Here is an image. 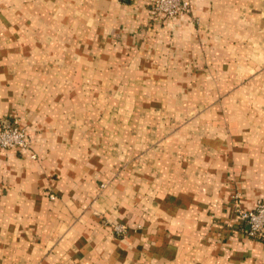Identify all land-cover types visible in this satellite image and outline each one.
<instances>
[{
    "label": "crops",
    "instance_id": "1",
    "mask_svg": "<svg viewBox=\"0 0 264 264\" xmlns=\"http://www.w3.org/2000/svg\"><path fill=\"white\" fill-rule=\"evenodd\" d=\"M190 2L0 0V264H264V0Z\"/></svg>",
    "mask_w": 264,
    "mask_h": 264
},
{
    "label": "built area",
    "instance_id": "2",
    "mask_svg": "<svg viewBox=\"0 0 264 264\" xmlns=\"http://www.w3.org/2000/svg\"><path fill=\"white\" fill-rule=\"evenodd\" d=\"M153 20L176 19L191 11L190 0H150ZM30 141L26 131L18 121H3L0 127V150L27 151ZM243 219L248 226V235L264 242V200L260 201L253 211L244 213ZM115 231L119 235L126 233L125 226H118Z\"/></svg>",
    "mask_w": 264,
    "mask_h": 264
},
{
    "label": "rangeland",
    "instance_id": "3",
    "mask_svg": "<svg viewBox=\"0 0 264 264\" xmlns=\"http://www.w3.org/2000/svg\"><path fill=\"white\" fill-rule=\"evenodd\" d=\"M150 1V0H149ZM151 7V6H150ZM153 21V20H152ZM12 121H18L17 119H13ZM239 195V193H237L236 195H235V200H234V202H233V204H235V206H234V210H233V215L234 216H236V220L239 222V223H241L240 225H242V229H246V234H247V236L249 237V238H251V239H255V238H252V237H250L249 235H248V226H247V223L245 222V220L243 219V215H244V213H247V212H250V211H253L255 208H256V206L258 205V203L260 202V201H262V200H264V199H260L258 202H257V204H256V206H255V208L254 209H252V210H249V211H247V210H244L243 209V207H242V204H241V202H240V197L238 196ZM104 225L108 228V230H109V232L112 234V235H114V236H116V237H119V238H126L127 236H128V234H129V230H130V228L126 225V224H123V223H116V222H112V221H104ZM118 226H125L126 227V233L124 234V235H119V234H117V232L115 231V228L116 227H118ZM226 228H228V229H230V228H232L231 227V225L229 226H226ZM255 240H258V239H255ZM258 241H260V242H263V241H261V240H258ZM264 243V242H263Z\"/></svg>",
    "mask_w": 264,
    "mask_h": 264
}]
</instances>
